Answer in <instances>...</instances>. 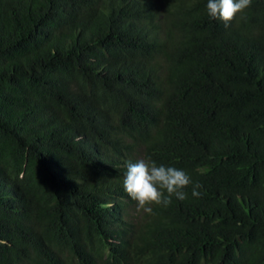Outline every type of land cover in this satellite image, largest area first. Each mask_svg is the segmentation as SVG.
<instances>
[{"label":"trees","instance_id":"16d2710c","mask_svg":"<svg viewBox=\"0 0 264 264\" xmlns=\"http://www.w3.org/2000/svg\"><path fill=\"white\" fill-rule=\"evenodd\" d=\"M207 2L0 0V264H264V0Z\"/></svg>","mask_w":264,"mask_h":264},{"label":"clouds","instance_id":"9594fccd","mask_svg":"<svg viewBox=\"0 0 264 264\" xmlns=\"http://www.w3.org/2000/svg\"><path fill=\"white\" fill-rule=\"evenodd\" d=\"M251 0H208L206 9L209 18L224 23L225 28L237 13L243 12ZM123 181L126 193L137 202V208L151 212V205L168 206L172 198L183 201L187 198L185 189L192 185L191 178L182 169L157 166L150 158L129 162ZM200 184L192 186V196L199 197ZM166 193V194H165Z\"/></svg>","mask_w":264,"mask_h":264}]
</instances>
